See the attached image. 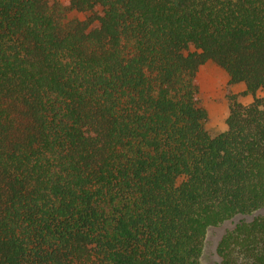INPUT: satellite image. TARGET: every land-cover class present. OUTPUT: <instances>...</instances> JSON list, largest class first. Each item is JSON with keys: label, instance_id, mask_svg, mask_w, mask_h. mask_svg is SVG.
Instances as JSON below:
<instances>
[{"label": "trees", "instance_id": "16d2710c", "mask_svg": "<svg viewBox=\"0 0 264 264\" xmlns=\"http://www.w3.org/2000/svg\"><path fill=\"white\" fill-rule=\"evenodd\" d=\"M208 61L254 96L215 136ZM258 91L264 0H0V264H204L264 207ZM217 251L264 264V214Z\"/></svg>", "mask_w": 264, "mask_h": 264}, {"label": "rangeland", "instance_id": "374dc122", "mask_svg": "<svg viewBox=\"0 0 264 264\" xmlns=\"http://www.w3.org/2000/svg\"><path fill=\"white\" fill-rule=\"evenodd\" d=\"M60 2L65 6L70 5V0H50ZM70 17L85 19L87 14L70 11ZM199 96L202 104L208 110V119L205 123L206 129L215 136L226 129V118L229 113L230 97L236 95L237 99L244 104L250 103L254 96L245 93L243 83L231 84L226 71L218 64L208 61L200 67L198 72ZM257 96H264V91H258ZM264 214V207L252 214H238L217 226L208 229L205 247L202 255L204 264H221V258L217 247L221 238L231 231L238 223L250 221L256 215Z\"/></svg>", "mask_w": 264, "mask_h": 264}]
</instances>
